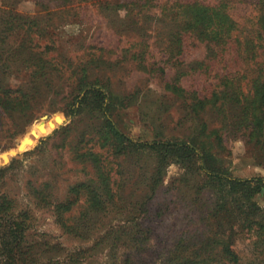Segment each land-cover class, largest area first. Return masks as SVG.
Returning <instances> with one entry per match:
<instances>
[{
    "label": "rangeland",
    "instance_id": "1",
    "mask_svg": "<svg viewBox=\"0 0 264 264\" xmlns=\"http://www.w3.org/2000/svg\"><path fill=\"white\" fill-rule=\"evenodd\" d=\"M258 84L264 0H0V264H264Z\"/></svg>",
    "mask_w": 264,
    "mask_h": 264
},
{
    "label": "trees",
    "instance_id": "2",
    "mask_svg": "<svg viewBox=\"0 0 264 264\" xmlns=\"http://www.w3.org/2000/svg\"><path fill=\"white\" fill-rule=\"evenodd\" d=\"M254 94L252 98V104L254 107V117L255 122L257 121V127L259 130L258 135L262 132V121H264V84H258L256 88L254 89ZM96 94L95 90H88L86 91V97L89 95ZM97 94H101L102 100H97V103H100L99 106L104 105V94L100 91H98ZM86 99V98H85ZM108 125H110V130L114 133L116 136V139L119 141L118 144H123L125 139V136H123L122 133L118 132L110 120H108ZM220 141V138H217ZM195 145V144H194ZM193 144H186L184 142H162L157 141L154 142L151 146V148H161L164 153L167 155L174 156L178 161L180 162H186L188 161L192 156L195 155L196 147ZM2 157H5L4 155H1ZM213 177V176H212ZM214 181L219 183L229 195H235L237 197H240L244 199L245 202H247L250 209H253L250 211V217L248 220V223L253 224L256 226L257 230L256 232L262 233V230L264 232V219L258 220L257 219V211L262 210L264 213V209H260L256 206V203L253 201L255 199L256 195L261 194L262 198L264 200V177H255L253 179H232L227 178L223 180L220 176H215ZM71 190L74 192L76 190V187H72ZM250 224V225H251ZM23 222H12V225H7L5 228H3V233L0 234V239H2V244L4 246V249H6V253L10 255V261L13 260L15 256V249L17 247L18 241H17V235L20 233V230H23ZM8 227V229H7ZM9 230V231H8ZM260 230V231H259ZM5 233V234H4ZM6 235V238L4 237ZM19 236V235H18ZM8 249V250H7ZM10 251V252H9ZM227 252L231 253V251L227 248ZM5 253V250H4ZM235 256V255H234ZM9 257V256H8ZM236 257V256H235ZM19 264V263H18Z\"/></svg>",
    "mask_w": 264,
    "mask_h": 264
},
{
    "label": "water",
    "instance_id": "3",
    "mask_svg": "<svg viewBox=\"0 0 264 264\" xmlns=\"http://www.w3.org/2000/svg\"><path fill=\"white\" fill-rule=\"evenodd\" d=\"M16 145H17V144L15 143L14 147H15ZM18 154H19V152H17L14 156H16V155H18ZM11 157H13V156H11ZM11 157H10V158H11Z\"/></svg>",
    "mask_w": 264,
    "mask_h": 264
}]
</instances>
